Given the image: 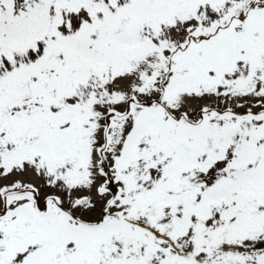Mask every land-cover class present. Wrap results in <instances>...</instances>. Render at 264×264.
I'll list each match as a JSON object with an SVG mask.
<instances>
[{
    "label": "snow or ice",
    "instance_id": "snow-or-ice-1",
    "mask_svg": "<svg viewBox=\"0 0 264 264\" xmlns=\"http://www.w3.org/2000/svg\"><path fill=\"white\" fill-rule=\"evenodd\" d=\"M0 264H264V0H0Z\"/></svg>",
    "mask_w": 264,
    "mask_h": 264
}]
</instances>
